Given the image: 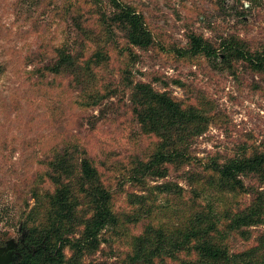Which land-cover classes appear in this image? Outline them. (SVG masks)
Returning <instances> with one entry per match:
<instances>
[{
	"label": "trees",
	"instance_id": "trees-1",
	"mask_svg": "<svg viewBox=\"0 0 264 264\" xmlns=\"http://www.w3.org/2000/svg\"><path fill=\"white\" fill-rule=\"evenodd\" d=\"M108 2L111 12H90L98 13L101 33L84 24L79 7L73 10L74 3L61 7L64 19L70 15L71 26L81 39L65 38L53 47L49 58L43 50L24 56L25 66H33L27 78L41 85L50 77H67L69 85L79 90L83 107L99 106L117 96V90L100 74L108 64L105 44L113 41L115 29L125 34L129 45L141 49L152 47L154 37L145 16L133 5L123 0ZM87 41L95 45L90 53ZM179 52L220 58L232 74L242 68L264 80V42L238 33H229L216 47L203 34L192 32L188 45ZM6 72L7 63L0 61V79ZM123 84L131 91V111L141 132L153 137L155 144L145 158L135 157L126 168L130 181L138 189L149 190V178L166 177L171 167L184 170L183 177L194 187L192 200L176 217H159L148 204L151 195L139 193L129 196L132 208L117 210V194L104 181L86 147L67 140L46 156L44 169L31 182L35 202L32 206L27 203L20 222L30 250L15 264H81L85 255L99 250L115 257L110 264H166L171 260L183 264H264V232L244 249L235 250L231 244L234 234L250 242L255 227L264 225V141L243 144L227 156L200 157L194 147L199 137L211 124H225L222 111L212 101L186 102L171 91L155 89L150 82H134L129 70L124 71ZM154 188L181 199L185 190L172 182ZM205 196L212 197L211 201L199 202V197ZM132 227L134 233L129 232ZM115 242L122 245L121 251ZM104 243L107 248H102Z\"/></svg>",
	"mask_w": 264,
	"mask_h": 264
},
{
	"label": "rangeland",
	"instance_id": "rangeland-1",
	"mask_svg": "<svg viewBox=\"0 0 264 264\" xmlns=\"http://www.w3.org/2000/svg\"><path fill=\"white\" fill-rule=\"evenodd\" d=\"M123 1L143 13L154 44L149 49L131 46L125 34L115 29L113 41L105 44L108 64L100 74L118 94L102 105L83 107L79 90L69 85L67 77H50L36 85L27 78L33 66L26 67L23 58L40 50L49 58L53 47L65 38L81 39L71 26L70 15L65 20V13L60 12L69 2L74 3L73 10L79 7L88 28L101 33L98 13L90 12H111L108 0H0V61L7 63V72L0 79V242L21 238L24 207L35 202L31 182L44 169L46 156L67 140L86 147L104 181L117 194V210L132 208L129 196L139 193L151 195L148 204L161 218L183 214L194 188L183 177L184 170L171 167L166 177L149 178V190L138 189L130 181L126 168L135 157L145 158L155 144L153 137L141 132L133 116L131 91L123 84L125 70L130 71L134 82H150L155 89L171 91L189 103L212 101L222 111L225 124H211L199 137L194 146L198 156H227L243 144L264 141V80L242 68L232 74L220 58L179 52L188 45L192 32L203 34L216 47L229 33L264 42V0H254L253 4L251 0ZM87 45L88 53L92 52L93 42L87 41ZM165 182L183 187V198L154 188ZM211 199L205 196L198 200L207 204ZM135 231L134 227L129 230ZM262 232L264 225L256 226L250 242L234 234L232 247L244 249ZM115 246L119 251L123 248L119 242ZM102 248H107L105 243ZM66 253L70 255L68 249ZM114 260L99 250L85 255L81 264H110ZM166 264L183 262L171 260Z\"/></svg>",
	"mask_w": 264,
	"mask_h": 264
},
{
	"label": "water",
	"instance_id": "water-1",
	"mask_svg": "<svg viewBox=\"0 0 264 264\" xmlns=\"http://www.w3.org/2000/svg\"><path fill=\"white\" fill-rule=\"evenodd\" d=\"M24 237L25 234L22 236V242H24ZM25 247L29 248L27 245H24L19 249L17 242L13 238L8 240L6 245H0V264L14 263L18 258L21 257V250H23Z\"/></svg>",
	"mask_w": 264,
	"mask_h": 264
},
{
	"label": "flooded vegetation",
	"instance_id": "flooded-vegetation-1",
	"mask_svg": "<svg viewBox=\"0 0 264 264\" xmlns=\"http://www.w3.org/2000/svg\"><path fill=\"white\" fill-rule=\"evenodd\" d=\"M22 236H23V234H22ZM22 236H21V238L19 239V241H17L18 248L20 249V248L23 247L24 245H27V246L30 248V246H29L27 243H25V240H24V242L21 241ZM10 239H12V238H10ZM10 239H8V240H10ZM8 240H7V241H8ZM7 241L5 242L4 245L7 244ZM2 246H3V245H2ZM29 248L25 247L23 250H21L22 255H23L26 251H29ZM22 255H21V256H22ZM17 260H18V259H17ZM17 260H16V261H17ZM16 261H15V262H16ZM15 262L12 263V264H15Z\"/></svg>",
	"mask_w": 264,
	"mask_h": 264
}]
</instances>
